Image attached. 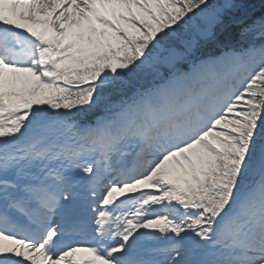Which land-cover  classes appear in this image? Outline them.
Here are the masks:
<instances>
[{
  "label": "snow or ice",
  "instance_id": "obj_1",
  "mask_svg": "<svg viewBox=\"0 0 264 264\" xmlns=\"http://www.w3.org/2000/svg\"><path fill=\"white\" fill-rule=\"evenodd\" d=\"M240 7L0 0V264H264V15Z\"/></svg>",
  "mask_w": 264,
  "mask_h": 264
},
{
  "label": "trees",
  "instance_id": "obj_2",
  "mask_svg": "<svg viewBox=\"0 0 264 264\" xmlns=\"http://www.w3.org/2000/svg\"><path fill=\"white\" fill-rule=\"evenodd\" d=\"M255 0H236L237 4L239 5H243V4H246V3H249V2H253Z\"/></svg>",
  "mask_w": 264,
  "mask_h": 264
}]
</instances>
